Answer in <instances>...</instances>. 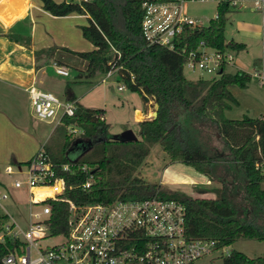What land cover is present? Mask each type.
Masks as SVG:
<instances>
[{"label": "trees", "instance_id": "trees-1", "mask_svg": "<svg viewBox=\"0 0 264 264\" xmlns=\"http://www.w3.org/2000/svg\"><path fill=\"white\" fill-rule=\"evenodd\" d=\"M42 8L55 16L80 14L88 16L82 25L83 36L94 48L72 51L67 48H43L36 51L38 64H48L59 50L70 53L85 63L78 79L118 69L120 80L132 91L148 96L158 103L155 118L140 124V138L123 141L113 138L109 124L100 119L101 108L77 104L74 117H66L64 126L76 123L83 128L81 144L85 150L75 160L88 164L90 171H61L67 183L63 197L77 204L108 203L118 198L144 199L159 189L139 176L137 169L159 144L172 161L194 167L211 180L220 183L213 188L215 198H194L180 192L171 196L181 199L187 207V233L192 238H212L219 246L235 243L240 238L264 241V171L258 167L260 151H264V116L229 118L237 99L230 87L246 88L250 73L223 72L217 79H189L185 76L186 59L161 46H149L142 32L143 0H41ZM219 18L209 25L188 31L194 43L206 40L220 49L239 50L242 46L228 42L225 36L231 7L228 0L218 6ZM8 23L7 21H5ZM10 41L30 47L31 38L0 30ZM120 54V55H119ZM68 100H76L70 84ZM63 157H56L46 145L44 149L57 164L74 161L68 155L76 138L67 129ZM71 139V140H70ZM215 140L220 146L211 143ZM91 144V146H90ZM95 181L89 189L81 184L90 174ZM43 190V189H39ZM50 229L54 234L68 231L69 204L51 201ZM17 241L0 242V264ZM224 264H264V255L251 258L233 250Z\"/></svg>", "mask_w": 264, "mask_h": 264}, {"label": "built area", "instance_id": "built-area-1", "mask_svg": "<svg viewBox=\"0 0 264 264\" xmlns=\"http://www.w3.org/2000/svg\"><path fill=\"white\" fill-rule=\"evenodd\" d=\"M206 1H216L220 5L224 0H143L141 26L149 46H161L177 53L186 59L184 68L187 66L194 72L217 79L222 75L221 70L225 72L228 65L235 64L233 50L217 48L206 40L194 43L187 34L207 26L202 18L188 13L187 4ZM241 1L228 0L231 8L239 7ZM253 8L263 10L264 0H253ZM216 18L219 12L212 19ZM116 71L118 69L113 67L107 77ZM56 72L70 75L69 70L60 65H56ZM254 75L264 86V73ZM27 91L37 119L56 121V125H60L66 117L75 116L76 100L61 99L35 82ZM100 119L105 120L103 114ZM67 129L73 138H81L84 134L83 128L76 123L69 124ZM25 164V179L6 182L0 177V242L7 239L18 242V246L3 258V264H194L230 246H219L212 238L190 237L186 205L161 185L153 196L144 199L118 198L108 203L77 204L63 197L67 183L58 171L73 173L80 169L88 173L91 169L88 164L77 161L57 164L43 147ZM257 165L264 171L262 150ZM3 172L8 177L14 174L10 166ZM203 177L206 181L199 182H212L208 176L203 174ZM181 180L197 183L187 176ZM94 181L91 173L81 187L89 189ZM8 188L27 191V226L8 210L7 202L11 199ZM51 201L69 204L66 233L54 234L50 229ZM231 253L227 251L228 256Z\"/></svg>", "mask_w": 264, "mask_h": 264}, {"label": "rangeland", "instance_id": "rangeland-1", "mask_svg": "<svg viewBox=\"0 0 264 264\" xmlns=\"http://www.w3.org/2000/svg\"><path fill=\"white\" fill-rule=\"evenodd\" d=\"M32 1L39 3L40 0ZM218 6V2L216 1H206L191 2L186 7L191 16L202 18L205 24L209 25L211 19L215 18L218 12ZM21 10H24V6L20 3L16 8V18L20 15ZM15 17L13 18L15 19ZM229 17L230 20L226 25L225 31L228 42L233 38H238L235 26V18L238 16L232 11ZM84 20L88 22L87 19ZM82 42L85 47L83 51H89L94 48L89 40L87 43L82 39ZM55 57L70 63L68 68L71 75H58L55 67L51 66V63L46 64V66H50L48 68V78L51 81L49 84L52 85L50 89L54 94L64 99V84H70L78 96L82 98L80 101L82 106L105 108L107 110L106 117L109 124V133L112 137L116 134H121L125 130L132 129L138 138H140V124L136 120V108L142 107L143 109L146 100L142 94L132 91L124 85L120 80L118 71L113 76L107 78L105 82H103V79L107 77L106 73H98L91 78H85V80L78 82L79 68L83 66V62L79 58H73L70 54L63 51L56 52ZM240 57L249 65L247 70L250 73H258L253 69V60L255 57L264 58V51L262 46L256 45L249 53H240ZM228 71L233 72L235 68L228 65L225 72ZM262 72L264 73V70ZM184 73L187 78L194 80L200 77L205 79H211L212 77L208 74H201L198 71L194 72L187 66L184 69ZM120 85L123 86L122 89H119ZM247 85V88L233 86L232 90L230 89L237 99V104H233L232 109L226 111L227 117L242 118L246 114L250 116H257L260 113L264 114V86L260 84L258 77L255 75H253ZM14 98L15 96L10 98V92L2 89L0 86V107L8 108L9 103ZM23 109V112L16 108L5 109L6 113L0 110L2 112L0 113V177L6 182H11L12 179L16 178L25 179L27 167L24 162L30 160L25 159L30 153L33 152L34 155L37 153L35 145L38 146L39 142L42 143V147L47 144L53 150L56 157L62 158L65 143L68 139L66 127H57L56 121L48 123L49 121L37 119L30 103L26 109ZM79 137L77 136V138ZM211 143L220 146V143L215 140H211ZM13 154L19 159L17 164L11 159ZM8 166L14 171L11 177L6 176L3 172L4 168ZM166 168H169L168 171H165ZM137 173L148 182L157 183L171 193L180 192L194 198H215L216 194L211 190L220 186V183L214 180H211L212 182L208 184L201 183L206 181L202 173L180 161H172L159 144L152 147L148 156L137 169ZM184 176L195 179L197 183H193L190 180H181ZM8 192L11 198L7 202L9 204L8 210L23 226H27V216L29 213L27 191L8 188ZM233 250L241 251L251 258L263 256L264 241L240 238L228 246L224 252L204 256L194 264H224L228 258L227 251L231 252Z\"/></svg>", "mask_w": 264, "mask_h": 264}, {"label": "crops", "instance_id": "crops-1", "mask_svg": "<svg viewBox=\"0 0 264 264\" xmlns=\"http://www.w3.org/2000/svg\"><path fill=\"white\" fill-rule=\"evenodd\" d=\"M57 1L61 2L62 0ZM20 3L23 4L24 10H21L20 15L16 18V8ZM232 11H234L236 16H238L235 18V26L237 28L238 38H233L229 42H236L241 44L242 47L239 50H233L235 54V64L231 66L235 68V71L228 72L235 73L237 71H244L250 73V71L247 70L249 65L243 61L242 57H240V53H249L250 50H252V48L256 45L262 46L264 51V9L255 10L253 8V0H242L239 7L231 8V12ZM13 17H15V19ZM84 19L88 20V16L80 14H71L67 16L52 15L42 8L41 0L39 3H34L32 0H0V30L12 32L22 38L26 36H30L31 38L30 47H26L22 44L10 41L6 36L0 35V86L2 89L10 92V98L15 96V98L9 103L8 108L0 107V110L3 113H6L5 109L16 108L22 111L24 110L23 108H27L29 103L31 105L27 88L34 82L40 88L51 91L50 87L52 85L49 84L51 81L48 78V68L50 66H46L44 63L38 64L35 53L36 51L43 48L53 47L58 49L67 48L77 52H82L85 50L82 39H84V41L87 43L88 39H86L84 36H81L83 35L81 26L88 24V22H86ZM70 55L73 58L76 57L72 54ZM60 60L62 62L61 64L55 60H52L50 62L51 66H54L55 70L56 65L63 66L69 70L68 66H70V63L63 59ZM253 61V69H255L256 72L261 73L264 70V58L255 57ZM79 69H85L84 62L83 66ZM113 74L111 76H113ZM250 74L253 76L255 73ZM109 77L104 78L103 82H105ZM77 80L80 82L85 80V78L83 77L82 79ZM67 85L64 84V93ZM120 87L123 86H119V89H122ZM232 88L233 87H230L231 90ZM72 90L76 95L77 104L80 103L82 98L78 96L73 88ZM64 99H67L66 95ZM145 102L146 104L143 109L142 107L136 108V120L139 122L153 118L155 102H153L151 99L150 102ZM101 109H104L105 111L103 115L105 117V121L107 122V110L105 108ZM257 116H264V114L260 113ZM79 139L81 138L75 139L73 146L69 150L71 153L69 154L68 152L69 157L74 159V161L83 152L82 145H75V142ZM41 144L42 143L39 142L38 146L35 145L36 152H38L42 147ZM32 156H34L33 152L30 153L25 160H29ZM11 159L14 160L16 164L18 163L19 159H17L14 154L11 156ZM24 163H26V161Z\"/></svg>", "mask_w": 264, "mask_h": 264}, {"label": "water", "instance_id": "water-1", "mask_svg": "<svg viewBox=\"0 0 264 264\" xmlns=\"http://www.w3.org/2000/svg\"><path fill=\"white\" fill-rule=\"evenodd\" d=\"M222 73H223V70L220 71V74H222ZM144 99L147 102L150 101V98L146 95L144 96ZM158 107H159L158 103H155V111H154L153 118H155L158 114ZM113 138H118V139H121L123 141H136L139 139L138 136L134 133V131L132 129L125 130L121 134H116L113 136ZM84 143L85 142L83 140L79 139L78 141L75 142V145H81ZM90 146H91V144H90ZM84 150H85V148H84Z\"/></svg>", "mask_w": 264, "mask_h": 264}, {"label": "bare ground", "instance_id": "bare-ground-1", "mask_svg": "<svg viewBox=\"0 0 264 264\" xmlns=\"http://www.w3.org/2000/svg\"><path fill=\"white\" fill-rule=\"evenodd\" d=\"M39 191V190H38Z\"/></svg>", "mask_w": 264, "mask_h": 264}]
</instances>
